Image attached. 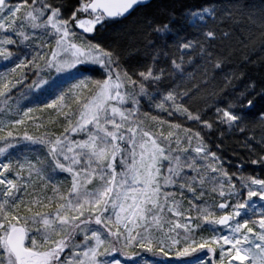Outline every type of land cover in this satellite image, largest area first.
<instances>
[{
    "label": "snow or ice",
    "instance_id": "6c2138e0",
    "mask_svg": "<svg viewBox=\"0 0 264 264\" xmlns=\"http://www.w3.org/2000/svg\"><path fill=\"white\" fill-rule=\"evenodd\" d=\"M257 23L264 52V0H0V264H264V135L222 144L264 131Z\"/></svg>",
    "mask_w": 264,
    "mask_h": 264
},
{
    "label": "trees",
    "instance_id": "16d2710c",
    "mask_svg": "<svg viewBox=\"0 0 264 264\" xmlns=\"http://www.w3.org/2000/svg\"><path fill=\"white\" fill-rule=\"evenodd\" d=\"M160 2L164 4L176 3V4H184V5H198L199 3H202L203 0H160ZM255 2L259 3V0H255ZM140 11H141L140 9H137V13ZM137 13H133V16L137 15ZM129 19H131V17ZM241 27L246 29V37H247V33H251V38H254L257 41L255 54L253 55L252 58L254 60H259L262 56H264V52L260 51L259 49V35H260L261 30L258 26V23L257 24H245V25H241ZM246 42H247V39H246ZM247 73H248V76L259 79L262 76H264V65H260V64L249 65L247 67ZM145 110H147V108ZM153 114H156V113L154 112ZM257 126L258 125H250L247 133L253 128L256 129ZM245 133L240 134V133L231 132V131L226 132L222 140V144L224 147L223 154L224 155L229 154L233 156V152L235 150L236 155L240 157H244L245 153L243 151H240L239 149H240L241 142H243L244 139L246 138ZM256 135H257V132L254 133L255 137ZM248 136H250V134H248ZM216 142L221 143L220 140H217ZM246 171L250 172L249 169Z\"/></svg>",
    "mask_w": 264,
    "mask_h": 264
},
{
    "label": "rangeland",
    "instance_id": "374dc122",
    "mask_svg": "<svg viewBox=\"0 0 264 264\" xmlns=\"http://www.w3.org/2000/svg\"><path fill=\"white\" fill-rule=\"evenodd\" d=\"M21 104L24 106V107H30V106H32L31 104H27V103H25L23 100L21 101ZM36 115H39V113H37ZM255 132H257V135H256V137L254 136V133ZM248 134H250V136H248ZM245 135H246V137H250V138H254L255 139V141H259L260 140V137L262 136V135H264V131H262L261 130V128L259 127V126H257V128L256 129H251L248 133L246 132L245 133ZM252 135V136H251ZM245 140V139H244ZM259 145H257V151H259ZM228 159H232V155H229V154H227V155H225ZM234 163H235V161H233ZM258 170H259V168H257ZM187 205H185V207H186Z\"/></svg>",
    "mask_w": 264,
    "mask_h": 264
},
{
    "label": "bare ground",
    "instance_id": "6f19581e",
    "mask_svg": "<svg viewBox=\"0 0 264 264\" xmlns=\"http://www.w3.org/2000/svg\"><path fill=\"white\" fill-rule=\"evenodd\" d=\"M250 170V172H252V171H256V172H259L260 170H258L257 168H253V167H249V168H247L246 170Z\"/></svg>",
    "mask_w": 264,
    "mask_h": 264
}]
</instances>
